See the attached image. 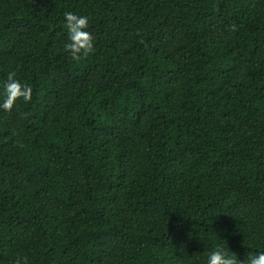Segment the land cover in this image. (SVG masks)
Returning a JSON list of instances; mask_svg holds the SVG:
<instances>
[{"label": "trees", "instance_id": "obj_1", "mask_svg": "<svg viewBox=\"0 0 264 264\" xmlns=\"http://www.w3.org/2000/svg\"><path fill=\"white\" fill-rule=\"evenodd\" d=\"M9 73L0 264L264 252V0H0V102Z\"/></svg>", "mask_w": 264, "mask_h": 264}, {"label": "clouds", "instance_id": "obj_2", "mask_svg": "<svg viewBox=\"0 0 264 264\" xmlns=\"http://www.w3.org/2000/svg\"><path fill=\"white\" fill-rule=\"evenodd\" d=\"M87 16L77 15L73 12L64 13V26L68 33V43L65 50L72 61H78L89 55L93 49V38L88 28ZM3 87V100L0 102V110L11 111L17 101L27 103L32 98V88L15 78V73H9ZM206 264H264V252L249 254L243 262L222 245L217 244L206 255Z\"/></svg>", "mask_w": 264, "mask_h": 264}]
</instances>
